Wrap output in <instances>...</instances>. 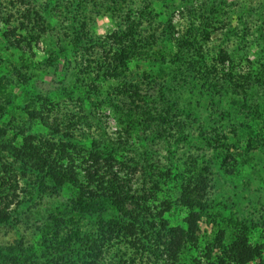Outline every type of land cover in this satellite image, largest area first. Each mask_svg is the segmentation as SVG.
Segmentation results:
<instances>
[{"label":"rangeland","instance_id":"1","mask_svg":"<svg viewBox=\"0 0 264 264\" xmlns=\"http://www.w3.org/2000/svg\"><path fill=\"white\" fill-rule=\"evenodd\" d=\"M136 1L130 5H137ZM149 1L153 2L149 3L154 4L159 20L166 22L170 18L174 31L179 30L166 38L160 37L153 47L156 51L175 52L186 39L200 44L197 47L193 44L195 49L181 50L179 63L183 64L177 71L171 64L160 71L162 62L153 56L129 62L127 78H134L144 87L151 106L165 105L158 103V87L164 82L171 88L167 90L170 102H177L170 112H163L167 117L165 124L171 130L167 141L147 140L141 144L134 136L133 143L121 149L120 154L137 156L144 150L151 152V148L163 165L160 167L168 169L151 199L153 204H160L165 198L175 202L179 192L175 175L180 170L204 167L209 205L199 220L196 243L188 244L182 252L185 261L196 257L204 263L207 245L213 242L219 228L224 231L226 243L242 224L249 227L252 244L264 241V83L250 86L239 77L238 86L217 72L205 74L199 67L200 63H213L226 50L230 59L218 63V68L244 73L245 78L257 72L259 61L264 62V0ZM108 4L105 0H0V102L6 107L0 126H5L9 134L18 132L20 125L30 132L50 134L48 128L28 119L27 111L40 103L45 111L56 112L63 118L62 126L69 119L70 132L81 141L90 143L98 131L113 139L119 131L124 134L118 113L104 101L121 78L99 77L87 86L80 77L76 79L80 71L73 68L80 53L88 56L94 52L91 43L80 50L73 47V19L84 20L88 36H101L115 28L119 16ZM214 6L216 10L212 12ZM29 7L38 13L35 32L28 35L18 29L10 39L19 38L20 44L15 45L3 31L18 24L20 12ZM189 20L206 30L193 35ZM148 132L142 128L139 135ZM20 172H23L19 178L21 200L9 220L0 223V263L2 254L9 251L19 250L20 255L27 256L35 250L42 255V236L47 237L56 228L50 216L68 215L71 188L52 193L44 189L32 171ZM186 212L185 207L174 205L165 217L177 225L182 223ZM243 264H258V258Z\"/></svg>","mask_w":264,"mask_h":264},{"label":"trees","instance_id":"2","mask_svg":"<svg viewBox=\"0 0 264 264\" xmlns=\"http://www.w3.org/2000/svg\"><path fill=\"white\" fill-rule=\"evenodd\" d=\"M105 1L109 3L107 7L119 14L115 28L93 38L88 36L83 19H73L71 23L73 47L80 50L86 43H91L94 48L91 55L80 53L73 68L80 71L76 79L80 77L87 86L99 77L121 78L104 101L118 113L124 134L119 131L118 137L113 139L106 137L104 131L97 130L90 143L81 141L70 132L72 123L69 119L62 130L63 118H59L56 112L45 111L41 103L27 111L28 119L48 128L50 134L30 132L22 125L18 126V132L9 134L5 126H0V223L9 220L21 200V170L38 175L40 184L52 193L64 187L72 189L68 215L52 214L49 218L54 220L56 228L54 233L42 236V255H37L35 250L27 256L20 255L19 250L16 253L9 251L4 255L1 253L3 262L0 264H243L257 258L258 264H264V241L252 244L249 227L244 224L227 243L223 229L219 228L213 242L207 245L204 263L196 257L188 262L182 258L186 246L196 243L199 220L209 205L204 167L186 168L175 175L179 185L175 199L178 204H173L175 202L171 198L153 204L151 199L168 169L160 167L162 164L151 148V152L144 150L137 156H125L120 151L129 148L134 136L141 144L147 140L167 141L171 130L170 125L165 124L167 117L163 112H170L177 102H170L167 90L171 88L164 82L158 87V103L165 105L162 108L157 103V106H151L142 90L144 87L134 78H127L129 62L153 56L162 62L160 71L169 68L170 64L177 71L183 64L179 63L181 50L185 47L195 49L200 43L186 39L175 52L166 49L158 52L153 47L160 37L179 33V30L174 31L170 18L166 22L159 20L157 10L149 0H146L147 5L141 2L145 0H138L134 6L130 5L134 0ZM72 6L74 8L75 5ZM20 13L22 18L18 24L7 26L3 31L9 40L18 29L28 35L35 32L38 13L30 7ZM188 25L192 26L193 35L206 30L195 25L194 20H189ZM262 31L264 33V29ZM18 39L10 41L19 45ZM175 39L178 42L179 38ZM229 59V53L224 50L213 63H200L199 67L205 74L217 72L238 86L241 85L239 77L250 86L264 83V62L259 61L257 72L245 78L244 73L218 68V63ZM37 97L42 98L41 95ZM5 108L0 102V117ZM161 109L164 110L161 112ZM142 128L149 132L140 136ZM60 132L61 135L55 136ZM174 205L187 210L181 224L173 225L165 217Z\"/></svg>","mask_w":264,"mask_h":264}]
</instances>
